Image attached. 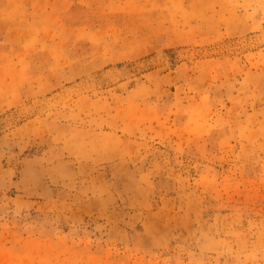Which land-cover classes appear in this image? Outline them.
I'll return each mask as SVG.
<instances>
[{
    "label": "rangeland",
    "instance_id": "374dc122",
    "mask_svg": "<svg viewBox=\"0 0 264 264\" xmlns=\"http://www.w3.org/2000/svg\"><path fill=\"white\" fill-rule=\"evenodd\" d=\"M0 264H264V0H0Z\"/></svg>",
    "mask_w": 264,
    "mask_h": 264
}]
</instances>
